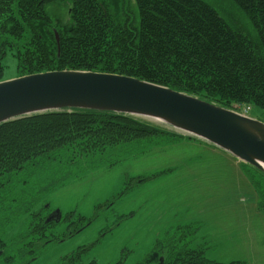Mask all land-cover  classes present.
<instances>
[{"label": "trees", "instance_id": "obj_1", "mask_svg": "<svg viewBox=\"0 0 264 264\" xmlns=\"http://www.w3.org/2000/svg\"><path fill=\"white\" fill-rule=\"evenodd\" d=\"M228 1L243 24L226 19L204 0H118L117 7L110 0H0V81L2 59L10 51L17 63L15 77L51 70L121 74L225 108L244 112L245 107L246 113L264 122V0ZM55 4L68 9L67 24L51 19L49 8ZM183 138L189 137L130 115L88 109L32 114L1 123V263L24 264L19 258L32 255L37 238H58L51 227L69 221L72 212L59 213L60 220H46L50 207L40 203L74 172L81 173L88 164L93 167L95 158L117 149L130 152ZM240 167L264 211V172L243 162ZM25 215L21 251L13 258L5 252L1 235L6 225ZM79 219V229L92 221ZM197 228V223L178 226L179 237L159 245L145 262L246 264L208 259L206 248L194 241ZM28 237L35 241L25 242ZM87 249L66 255L62 264H83L81 256Z\"/></svg>", "mask_w": 264, "mask_h": 264}, {"label": "rangeland", "instance_id": "obj_2", "mask_svg": "<svg viewBox=\"0 0 264 264\" xmlns=\"http://www.w3.org/2000/svg\"><path fill=\"white\" fill-rule=\"evenodd\" d=\"M204 1L226 19L243 24L228 0ZM110 2L117 7L118 0ZM49 10L56 24L68 23L66 6L55 4ZM2 64V80L14 78L17 63L10 51ZM134 117L186 136L154 119ZM94 161L93 167L88 164L81 173L74 172L64 185L43 196L40 204L73 215L51 227L57 239L37 238L30 248L32 255L20 257V263L62 264L66 255L89 247L81 256L83 264L92 260L98 264H148L144 259L150 252L179 237L178 226L197 223L194 241L206 248L208 259L264 264V211L258 208L240 162L224 150L189 137L130 152L117 149ZM140 176L147 178L139 182ZM79 216L92 221L79 229ZM27 221L26 215L17 217L4 227V249L13 258L21 251L19 239L26 233ZM27 239L34 240L28 237L25 242Z\"/></svg>", "mask_w": 264, "mask_h": 264}, {"label": "water", "instance_id": "obj_3", "mask_svg": "<svg viewBox=\"0 0 264 264\" xmlns=\"http://www.w3.org/2000/svg\"><path fill=\"white\" fill-rule=\"evenodd\" d=\"M71 109L151 118L264 172V122L234 108L105 72L51 70L0 81V124Z\"/></svg>", "mask_w": 264, "mask_h": 264}, {"label": "flooded vegetation", "instance_id": "obj_4", "mask_svg": "<svg viewBox=\"0 0 264 264\" xmlns=\"http://www.w3.org/2000/svg\"><path fill=\"white\" fill-rule=\"evenodd\" d=\"M60 214L59 212L57 211V209H50L49 212H47L46 214V220H51V219H57V220H60Z\"/></svg>", "mask_w": 264, "mask_h": 264}, {"label": "built area", "instance_id": "obj_5", "mask_svg": "<svg viewBox=\"0 0 264 264\" xmlns=\"http://www.w3.org/2000/svg\"><path fill=\"white\" fill-rule=\"evenodd\" d=\"M244 112H245V110H244Z\"/></svg>", "mask_w": 264, "mask_h": 264}]
</instances>
